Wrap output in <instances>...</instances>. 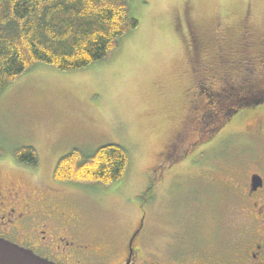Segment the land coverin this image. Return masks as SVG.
<instances>
[{"label":"rangeland","instance_id":"rangeland-1","mask_svg":"<svg viewBox=\"0 0 264 264\" xmlns=\"http://www.w3.org/2000/svg\"><path fill=\"white\" fill-rule=\"evenodd\" d=\"M129 5L139 27L106 61L70 73L40 64L0 96V161L21 147L35 148L39 164L33 170L49 182L57 162L74 149L92 154L108 144L124 147L130 167L123 180L108 187L64 186L79 197L84 224L108 232L109 242L129 233L141 211L146 213L152 251L185 231L187 221L200 224L203 218L207 225L221 208L211 177L224 178L220 167L228 158L250 156L251 140L264 143L263 103L243 108L234 118L239 125L228 124L196 152L187 154L182 146L163 157L182 133L194 135L190 120L197 82L205 83L208 94L222 93L224 75L214 63L216 53L239 55L244 31L252 42L264 40V0H130ZM187 22L208 44L204 48L211 56L203 63L212 71L204 77L192 66L194 37ZM238 68H230L231 85L245 79ZM252 68L257 73L262 67ZM262 77L254 76L255 83ZM218 98L199 99L209 107ZM197 235L209 237V225Z\"/></svg>","mask_w":264,"mask_h":264},{"label":"flooded vegetation","instance_id":"flooded-vegetation-1","mask_svg":"<svg viewBox=\"0 0 264 264\" xmlns=\"http://www.w3.org/2000/svg\"><path fill=\"white\" fill-rule=\"evenodd\" d=\"M187 27L190 38L194 37L190 50L193 69L204 77L203 74L212 71L210 65L203 63L211 56L204 48L208 44L190 22ZM240 38L242 52L239 55L216 53L214 63L219 64L220 74L224 75L222 92H228L231 86L228 80L230 68L238 63L235 59L242 57L250 66L256 63L264 66L260 59L264 56V40L252 38V42L251 35L245 31ZM204 84L198 81L197 90L193 92L195 100H192L194 108L192 106L190 124L194 135L182 133L178 136L168 146L164 158L176 154L182 146L187 149V154L196 152L197 146L211 141L228 124H238V119L234 118L242 109L237 108L236 103L224 126H208L203 143L197 142L200 119L208 109V103L202 104L199 98L209 100L213 96L215 101L216 96L222 94H208L209 89ZM249 94L241 97V104L252 99ZM248 144L253 147L250 156L228 158L220 167L224 178L213 176L210 179L221 208H216L212 220L207 222L209 237L198 238L197 235L201 227L207 226L202 222L203 218L200 224L199 221H187L185 231L174 233L162 249L152 251L148 247L151 235L143 211L129 233L124 231L121 238L109 242L108 232L90 230L84 224V207L78 202V196L67 192L70 190L66 186L52 180L46 182L40 176V170H33L35 168L21 163L15 156L1 160L0 239L54 264H264V143L256 138ZM3 169H7L8 174L5 175ZM195 209L193 218L197 217L198 209Z\"/></svg>","mask_w":264,"mask_h":264},{"label":"trees","instance_id":"trees-1","mask_svg":"<svg viewBox=\"0 0 264 264\" xmlns=\"http://www.w3.org/2000/svg\"><path fill=\"white\" fill-rule=\"evenodd\" d=\"M129 1L0 0V96L40 64L70 73L106 61L119 49L122 39L139 27ZM260 59L264 61V56ZM235 60L245 79L238 86L233 83L228 92L219 95L217 105L203 113L199 143L205 139L208 126H224L236 103L239 109L264 103V66L255 73L253 65L242 57ZM259 75L263 76L260 84L254 78ZM247 93L256 94L251 98L257 100L241 104V97ZM14 156L32 168L39 164L32 147H21ZM129 167V153L120 145H104L92 154L74 149L57 162L53 179L62 185L108 187L123 180Z\"/></svg>","mask_w":264,"mask_h":264},{"label":"water","instance_id":"water-1","mask_svg":"<svg viewBox=\"0 0 264 264\" xmlns=\"http://www.w3.org/2000/svg\"><path fill=\"white\" fill-rule=\"evenodd\" d=\"M257 99L252 98L246 101L255 102ZM257 104H254V106ZM0 264H54L42 259L31 251L21 248L6 240L0 239Z\"/></svg>","mask_w":264,"mask_h":264}]
</instances>
